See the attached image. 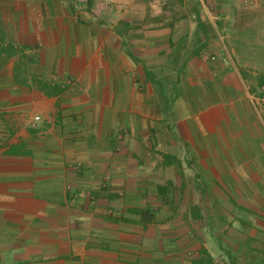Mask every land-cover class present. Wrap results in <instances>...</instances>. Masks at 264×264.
Returning <instances> with one entry per match:
<instances>
[{
  "label": "crops",
  "instance_id": "1",
  "mask_svg": "<svg viewBox=\"0 0 264 264\" xmlns=\"http://www.w3.org/2000/svg\"><path fill=\"white\" fill-rule=\"evenodd\" d=\"M146 12L0 0V264H264V8Z\"/></svg>",
  "mask_w": 264,
  "mask_h": 264
},
{
  "label": "rangeland",
  "instance_id": "2",
  "mask_svg": "<svg viewBox=\"0 0 264 264\" xmlns=\"http://www.w3.org/2000/svg\"><path fill=\"white\" fill-rule=\"evenodd\" d=\"M148 6V12L142 19L141 24H154L159 20H156V16L163 15L164 24L173 25L175 22V0H164V1H155V0H145ZM137 22H140L137 19ZM258 195L264 200V190L258 192ZM261 203V202H260ZM262 204V203H261ZM258 208L259 211H264V206ZM257 215L255 214V218L257 219ZM261 216V215H259ZM260 218V217H259ZM262 244V241L260 242Z\"/></svg>",
  "mask_w": 264,
  "mask_h": 264
},
{
  "label": "built area",
  "instance_id": "3",
  "mask_svg": "<svg viewBox=\"0 0 264 264\" xmlns=\"http://www.w3.org/2000/svg\"><path fill=\"white\" fill-rule=\"evenodd\" d=\"M155 1H164V0H155ZM244 2H246L247 4H252L254 2V0H244ZM260 5L264 8V0H260ZM262 89L264 90V85H263Z\"/></svg>",
  "mask_w": 264,
  "mask_h": 264
}]
</instances>
